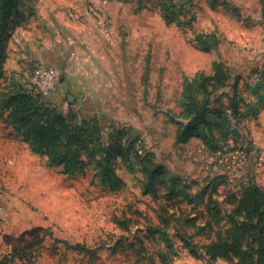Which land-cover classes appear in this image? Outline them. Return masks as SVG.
I'll use <instances>...</instances> for the list:
<instances>
[{
	"label": "rangeland",
	"instance_id": "374dc122",
	"mask_svg": "<svg viewBox=\"0 0 264 264\" xmlns=\"http://www.w3.org/2000/svg\"><path fill=\"white\" fill-rule=\"evenodd\" d=\"M174 2L183 4L189 24H166L157 0H32L35 13H26L8 33L5 77L43 93L72 121L98 120L105 138L112 128L124 129V145L134 142L138 155L149 153L155 164L191 185V194L206 189L199 195L203 204L154 201L143 193L138 164L133 170L117 167L125 181L119 192L97 183L94 163L68 177L61 167L46 166L0 121V264H161V257L168 264H253V230L241 255L211 258L203 248L220 239L232 217L243 219L235 208L246 186L255 183L264 191V112L239 124L231 118L239 136L230 133L225 152H210L196 138L176 144L170 115L180 111L183 78L199 71L212 75L216 63L231 79L211 100L221 92L252 100L251 71L264 65L263 4ZM46 6L65 23L53 35L40 26V8L54 16ZM88 6L103 11L104 29L82 16ZM198 36L209 42V50L202 49ZM47 68L54 79L43 87L40 75ZM221 101L228 103L226 97ZM157 230L165 235L149 234ZM180 235L196 245V257L182 246ZM77 243L95 252L67 247Z\"/></svg>",
	"mask_w": 264,
	"mask_h": 264
},
{
	"label": "trees",
	"instance_id": "16d2710c",
	"mask_svg": "<svg viewBox=\"0 0 264 264\" xmlns=\"http://www.w3.org/2000/svg\"><path fill=\"white\" fill-rule=\"evenodd\" d=\"M31 1L27 5L25 0H0V121L10 126L15 137L25 143L34 154L44 158L46 166L61 167L68 177L84 172L88 164L94 163L97 169V183L109 192H119L125 187V181L117 173V167L124 165L133 170L138 164L145 177L143 193L154 201L177 203L188 200L196 201V205L203 204L199 195L205 193L206 189L191 194V185L171 175L166 167L155 164L149 153L138 155L134 142L124 145V129L112 128L105 138L98 120L72 121L44 100L43 93L27 87L13 76L6 79L8 33L21 19H25L26 13L29 16L35 13ZM143 1L137 0L140 4ZM260 1L264 13V0ZM157 2L166 24L183 26L190 23L189 19H185L183 4L179 6L174 0ZM24 7L26 11H23ZM181 16L184 17L182 21ZM198 42L203 50L210 49L209 42L201 40L200 36ZM213 70L212 75L199 71L190 78H183L180 111L170 115V121L176 127V144H185L196 138L208 151H222L230 138L232 119L238 124L242 121L257 120L264 111V65L255 66L251 71L254 94L248 102L237 96L231 98L227 92H221L211 100V96L225 88L231 79L229 71L222 63H216ZM1 80H6L7 83L1 85ZM234 91L236 92L235 89ZM222 97H226L227 105L222 103ZM235 213L243 215V219L238 221L232 217L228 229L223 235L219 234L220 239L204 246L206 255L217 258L243 254L242 245L253 230L257 232L253 236L256 243L253 264H264V191L260 186L252 183L241 191L236 200ZM116 222L125 228L128 227L126 221ZM157 233L161 234L158 230L149 232ZM161 235L164 236L165 233ZM180 238L182 246L196 257V245L185 235H180ZM67 247L80 252H95L89 251L80 243L67 244ZM161 259V264H168L164 257Z\"/></svg>",
	"mask_w": 264,
	"mask_h": 264
},
{
	"label": "built area",
	"instance_id": "2783aa9c",
	"mask_svg": "<svg viewBox=\"0 0 264 264\" xmlns=\"http://www.w3.org/2000/svg\"><path fill=\"white\" fill-rule=\"evenodd\" d=\"M85 12L87 14H89L94 19L95 25L98 28L104 29L107 26V19L105 17V14L98 7L88 6L87 7V10ZM69 44L70 45H73L74 44V41L73 40H70L69 41ZM70 54H71V56H74L75 55V52L72 51ZM40 77H41V85L43 87L44 86H49L50 83L54 79V72L51 69L47 68V69H45V70H43L41 72ZM226 150H227L226 148L223 149L224 152ZM242 151H244V150L242 149ZM260 158L262 159V157H260ZM243 162L244 161H241L242 164H243ZM180 264H190V263L187 262V261H182Z\"/></svg>",
	"mask_w": 264,
	"mask_h": 264
},
{
	"label": "crops",
	"instance_id": "0c3cea01",
	"mask_svg": "<svg viewBox=\"0 0 264 264\" xmlns=\"http://www.w3.org/2000/svg\"><path fill=\"white\" fill-rule=\"evenodd\" d=\"M39 7V6H38ZM43 8V7H42ZM42 8H40V15H42L43 16V21L41 20V23H40V26H41V28H45V30L46 31H48L49 33H51L52 35L53 34H56L57 32H58V30L57 29H59V30H61L62 29V24H65L64 23V21L62 20V16H60V15H56L57 14V12H56V9H48V8H50L49 6H46V11H50V12H52V14L54 13V16H52V17H48V14H46V13H42ZM67 12H68V15H69V17H74V15L72 14V12H70V9H68L67 10ZM82 16H87V17H89L90 18V15L89 14H87L86 12H83V14H82ZM62 22V23H61ZM43 36V35H42ZM74 45H76V42L74 41V44H73V46ZM72 46V47H73ZM75 56V55H74ZM45 57V55L44 56H40V58L41 59H45L44 58ZM47 59V58H46ZM261 60L259 59L258 60V62H260ZM261 66V65H260ZM262 112H264V111H262ZM261 112V113H262ZM261 115V114H260ZM191 140H193V139H191Z\"/></svg>",
	"mask_w": 264,
	"mask_h": 264
},
{
	"label": "water",
	"instance_id": "95a60500",
	"mask_svg": "<svg viewBox=\"0 0 264 264\" xmlns=\"http://www.w3.org/2000/svg\"><path fill=\"white\" fill-rule=\"evenodd\" d=\"M230 133L235 136V137H238L239 136V132H238V129L237 128H231L230 129Z\"/></svg>",
	"mask_w": 264,
	"mask_h": 264
}]
</instances>
